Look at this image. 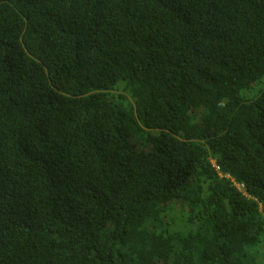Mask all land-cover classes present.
I'll use <instances>...</instances> for the list:
<instances>
[{
	"label": "trees",
	"instance_id": "1",
	"mask_svg": "<svg viewBox=\"0 0 264 264\" xmlns=\"http://www.w3.org/2000/svg\"><path fill=\"white\" fill-rule=\"evenodd\" d=\"M263 238L264 0H0V264H264Z\"/></svg>",
	"mask_w": 264,
	"mask_h": 264
},
{
	"label": "rangeland",
	"instance_id": "2",
	"mask_svg": "<svg viewBox=\"0 0 264 264\" xmlns=\"http://www.w3.org/2000/svg\"><path fill=\"white\" fill-rule=\"evenodd\" d=\"M255 94V91L253 89H249L248 91H244L241 96L244 97L245 99H249ZM175 214V213H174ZM264 238L262 239V241ZM257 259L256 262L258 263H264V244L261 245V248L256 249V254Z\"/></svg>",
	"mask_w": 264,
	"mask_h": 264
},
{
	"label": "clouds",
	"instance_id": "3",
	"mask_svg": "<svg viewBox=\"0 0 264 264\" xmlns=\"http://www.w3.org/2000/svg\"><path fill=\"white\" fill-rule=\"evenodd\" d=\"M214 168L217 170V167H214ZM237 188H238V189H241V186H238V185H237Z\"/></svg>",
	"mask_w": 264,
	"mask_h": 264
}]
</instances>
